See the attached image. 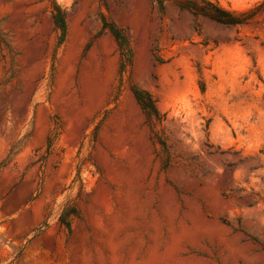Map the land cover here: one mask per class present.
<instances>
[{
    "label": "rangeland",
    "instance_id": "rangeland-1",
    "mask_svg": "<svg viewBox=\"0 0 264 264\" xmlns=\"http://www.w3.org/2000/svg\"><path fill=\"white\" fill-rule=\"evenodd\" d=\"M0 264H264V0H0Z\"/></svg>",
    "mask_w": 264,
    "mask_h": 264
},
{
    "label": "trees",
    "instance_id": "trees-1",
    "mask_svg": "<svg viewBox=\"0 0 264 264\" xmlns=\"http://www.w3.org/2000/svg\"><path fill=\"white\" fill-rule=\"evenodd\" d=\"M204 3L207 7H201L198 4L192 3L191 5H188L186 8L188 10L200 12L202 15L222 24L241 25L244 23V20L241 19L242 15H238L233 12L224 10L218 5L213 4L209 1H204ZM52 18L55 27L61 32V40H62L66 32V18L64 12L61 10L60 7L54 6V10L52 12ZM112 32L118 43L120 56H121V64L123 67H125L131 58L127 40L117 29L113 28ZM134 95L137 101L139 102V104L149 115V117H151L152 112H155L151 99L149 97L145 98V96H143L142 93L139 91H135ZM60 219H61V224L64 225L66 229L69 231L70 224L67 223L66 217L62 215Z\"/></svg>",
    "mask_w": 264,
    "mask_h": 264
}]
</instances>
